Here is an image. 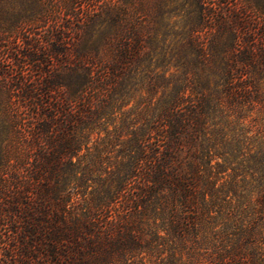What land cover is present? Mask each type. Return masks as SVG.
I'll return each mask as SVG.
<instances>
[{"label":"trees","instance_id":"trees-1","mask_svg":"<svg viewBox=\"0 0 264 264\" xmlns=\"http://www.w3.org/2000/svg\"><path fill=\"white\" fill-rule=\"evenodd\" d=\"M0 264H264V0H0Z\"/></svg>","mask_w":264,"mask_h":264}]
</instances>
